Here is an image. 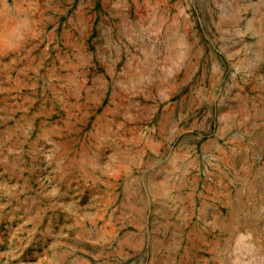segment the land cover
Listing matches in <instances>:
<instances>
[{"label": "rangeland", "instance_id": "obj_1", "mask_svg": "<svg viewBox=\"0 0 264 264\" xmlns=\"http://www.w3.org/2000/svg\"><path fill=\"white\" fill-rule=\"evenodd\" d=\"M151 182L230 222L210 264H264V0H0V249L149 264L117 237Z\"/></svg>", "mask_w": 264, "mask_h": 264}, {"label": "crops", "instance_id": "obj_2", "mask_svg": "<svg viewBox=\"0 0 264 264\" xmlns=\"http://www.w3.org/2000/svg\"><path fill=\"white\" fill-rule=\"evenodd\" d=\"M205 120L206 116H203L201 120L203 129L206 127ZM216 148L218 145L214 138H208L200 144L203 155L215 156ZM174 188L172 185H155L152 182L146 186L151 199L145 201L141 198L142 203L138 211L141 218L145 217L146 224L141 222L142 226L132 235L123 234L117 238L123 239L124 243L129 237L134 239L136 246L134 256L140 263L144 261L145 256L150 255L149 264H210V261L217 260L216 256L221 253L219 249L217 250L220 248L218 241L225 238L222 234L231 232L230 222L224 224L216 204H211L204 198L199 208L200 217L193 218V207L186 200H180L179 196L172 195V192L178 191ZM176 199L178 201L174 202ZM148 222L151 224L150 230H147ZM59 236L56 233H43L41 236L38 233H28L22 236L20 241L10 236L11 247L0 249V264H94V259L99 258L98 255L94 256L90 249H85V255L63 253L61 250L63 242ZM146 239L156 243L145 249L143 242ZM68 246L74 245L71 243ZM181 247L183 248L180 251ZM118 256L120 257L117 264H124L125 250L123 249ZM99 260L96 264L114 263L111 262L108 249L104 248L101 250Z\"/></svg>", "mask_w": 264, "mask_h": 264}, {"label": "bare ground", "instance_id": "obj_3", "mask_svg": "<svg viewBox=\"0 0 264 264\" xmlns=\"http://www.w3.org/2000/svg\"><path fill=\"white\" fill-rule=\"evenodd\" d=\"M79 27V26H78ZM80 34H82L81 32H80ZM81 38V37H80ZM86 105V104H85ZM242 251V250H241ZM243 257V256H242Z\"/></svg>", "mask_w": 264, "mask_h": 264}]
</instances>
